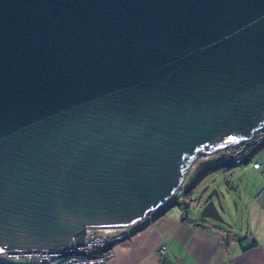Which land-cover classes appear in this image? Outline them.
I'll return each instance as SVG.
<instances>
[{
    "label": "water",
    "instance_id": "1",
    "mask_svg": "<svg viewBox=\"0 0 264 264\" xmlns=\"http://www.w3.org/2000/svg\"><path fill=\"white\" fill-rule=\"evenodd\" d=\"M264 125V0H0V251L161 207Z\"/></svg>",
    "mask_w": 264,
    "mask_h": 264
},
{
    "label": "crops",
    "instance_id": "2",
    "mask_svg": "<svg viewBox=\"0 0 264 264\" xmlns=\"http://www.w3.org/2000/svg\"><path fill=\"white\" fill-rule=\"evenodd\" d=\"M163 209L153 220L140 222L134 231L114 243L112 256L105 264H264V204L247 224L254 242L249 244L237 235L226 238L223 246L217 244L222 227L210 226L198 217L182 221L172 212L163 213Z\"/></svg>",
    "mask_w": 264,
    "mask_h": 264
},
{
    "label": "rangeland",
    "instance_id": "3",
    "mask_svg": "<svg viewBox=\"0 0 264 264\" xmlns=\"http://www.w3.org/2000/svg\"><path fill=\"white\" fill-rule=\"evenodd\" d=\"M261 135V132L256 133L255 139L258 140ZM241 149L243 150V146L239 145L237 150ZM197 158L201 157L196 156L190 162L182 177V183L180 182L182 186L179 191H182L183 186L193 175ZM253 160L258 162L259 167L252 166ZM224 164L226 163L220 161V166L203 172L188 186L185 193L180 192L182 194L176 197V201L174 199L166 201L161 207V209L164 208L163 213L172 212L176 215L175 218L182 221H194L195 217H198L203 219L206 224L209 223L210 226L225 229L227 233L221 231L220 244L217 242L219 246L225 245L226 238L237 235L242 237L245 232L247 237H252V234L246 230L247 224L250 217L262 209L264 204V174L262 173L264 170V146L253 152L247 162L235 165ZM207 204L216 212L217 217L200 215L203 207ZM159 209L156 210L155 216L147 221L153 220L160 213ZM183 214L186 215L185 218H183ZM143 219L144 217L139 221ZM133 226L136 229L139 225ZM126 234L128 235V233Z\"/></svg>",
    "mask_w": 264,
    "mask_h": 264
},
{
    "label": "built area",
    "instance_id": "4",
    "mask_svg": "<svg viewBox=\"0 0 264 264\" xmlns=\"http://www.w3.org/2000/svg\"><path fill=\"white\" fill-rule=\"evenodd\" d=\"M259 132L262 135L256 140L255 134ZM239 145L243 146V150H237ZM261 146H264V125L256 129L250 137L244 140L226 145L215 151L200 153L197 156L201 158H197L195 162V171L201 166L202 161H204L202 164L210 160L223 161L226 163L224 165H235L241 162H247L253 152L257 151ZM213 152L215 153L211 155ZM251 164H253V167H259L256 160H253ZM262 173L264 174V170H262ZM180 186L182 185L179 184L177 186L167 201L177 197L181 192L179 191ZM156 210L150 211L142 221L136 222L133 225H139L140 222L154 217ZM133 225L90 227L85 230L82 243L74 244L73 242L71 245L62 246L56 250L0 251V262L10 263L22 261L23 264H105L112 256V245L127 236L126 233H131L135 229ZM221 231L223 230L218 231V244H220ZM225 233L227 232L225 231ZM246 234L243 237L246 238L248 243L252 242L254 238L251 236L247 237ZM162 250L163 247H160L159 252H162Z\"/></svg>",
    "mask_w": 264,
    "mask_h": 264
},
{
    "label": "trees",
    "instance_id": "5",
    "mask_svg": "<svg viewBox=\"0 0 264 264\" xmlns=\"http://www.w3.org/2000/svg\"><path fill=\"white\" fill-rule=\"evenodd\" d=\"M258 151V150H257ZM216 166H220V161H214V160H210V161H208V162H205L204 164H202V162H201V166L198 168V169H196V171L194 172V174L188 179V182L185 184V186H183V189H182V193H185V191L188 189V186L193 182V181H195L196 179H198L200 176H201V174L203 173V172H205L206 170L208 171V170H211V169H213L214 167H216ZM181 193V194H182ZM180 193L177 195V197L179 196V195H181ZM176 199V198H175ZM174 199V200H175ZM176 201V200H175ZM175 201H173V202H175ZM159 210H161V208L159 209ZM200 215L202 216H210V217H217V214H216V212L213 210V209H211L210 207H209V204H207V205H205L204 207H203V209H202V211L200 212ZM183 216V218H185L186 217V215H182ZM198 219H201V218H198ZM201 220H203V219H201ZM220 230H223V231H226L225 229H223V228H220ZM254 242V239H253V241L252 242H250L249 244H252Z\"/></svg>",
    "mask_w": 264,
    "mask_h": 264
},
{
    "label": "bare ground",
    "instance_id": "6",
    "mask_svg": "<svg viewBox=\"0 0 264 264\" xmlns=\"http://www.w3.org/2000/svg\"><path fill=\"white\" fill-rule=\"evenodd\" d=\"M182 183V182H181ZM134 231V230H133ZM122 240V239H121ZM116 244V243H115ZM114 246V245H113ZM17 263H19V262H17Z\"/></svg>",
    "mask_w": 264,
    "mask_h": 264
}]
</instances>
